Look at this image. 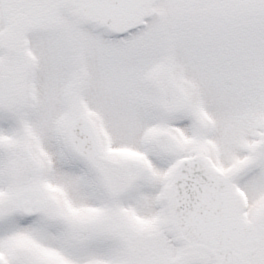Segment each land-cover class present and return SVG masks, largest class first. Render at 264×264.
<instances>
[{"label": "snow or ice", "instance_id": "obj_1", "mask_svg": "<svg viewBox=\"0 0 264 264\" xmlns=\"http://www.w3.org/2000/svg\"><path fill=\"white\" fill-rule=\"evenodd\" d=\"M0 264H264V0H0Z\"/></svg>", "mask_w": 264, "mask_h": 264}]
</instances>
